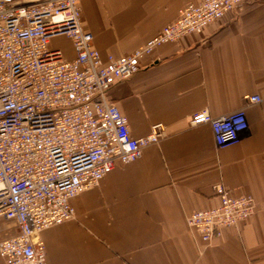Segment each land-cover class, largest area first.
Instances as JSON below:
<instances>
[{
	"label": "crops",
	"instance_id": "crops-1",
	"mask_svg": "<svg viewBox=\"0 0 264 264\" xmlns=\"http://www.w3.org/2000/svg\"><path fill=\"white\" fill-rule=\"evenodd\" d=\"M203 0H84L81 27L93 34L103 63L121 59ZM52 41L68 61L70 40ZM58 39V38H56ZM130 79L115 83L107 98L127 120L134 139L165 126L157 145L115 170L96 188L71 200L75 218L39 235L49 264H264V0L246 2L200 34L154 47ZM247 133L218 149L209 125H189L208 110L220 118L247 96ZM229 196H251L254 214L222 228L204 243L186 218L219 207L213 186ZM14 221L0 220V242L17 235ZM0 264H4L0 258Z\"/></svg>",
	"mask_w": 264,
	"mask_h": 264
},
{
	"label": "built area",
	"instance_id": "built-area-1",
	"mask_svg": "<svg viewBox=\"0 0 264 264\" xmlns=\"http://www.w3.org/2000/svg\"><path fill=\"white\" fill-rule=\"evenodd\" d=\"M83 1L0 0V220L18 227L15 237L0 242L4 264H49L41 232L74 219L72 199L164 138L158 123L149 135L132 138L126 118L107 98L111 87L135 75L154 47L200 34L252 0L192 3L143 47L107 63L93 48V34L81 27ZM58 37L70 40L72 60L49 48ZM261 98L247 96L240 109L220 118L196 112L188 123L209 125L216 147H231L248 131L246 109ZM213 189L219 207L186 218L204 243L249 220L256 206L251 196L230 197L221 183Z\"/></svg>",
	"mask_w": 264,
	"mask_h": 264
},
{
	"label": "rangeland",
	"instance_id": "rangeland-1",
	"mask_svg": "<svg viewBox=\"0 0 264 264\" xmlns=\"http://www.w3.org/2000/svg\"><path fill=\"white\" fill-rule=\"evenodd\" d=\"M54 40H55V42H58V41H59L60 44H65L63 38L58 37V39H53V40H51V42L54 41ZM243 136H244V135H243ZM243 136H242V137H243Z\"/></svg>",
	"mask_w": 264,
	"mask_h": 264
}]
</instances>
